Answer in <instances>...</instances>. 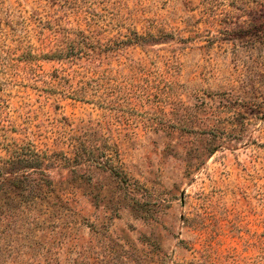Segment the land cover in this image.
<instances>
[{
	"label": "rangeland",
	"instance_id": "rangeland-1",
	"mask_svg": "<svg viewBox=\"0 0 264 264\" xmlns=\"http://www.w3.org/2000/svg\"><path fill=\"white\" fill-rule=\"evenodd\" d=\"M0 264H264V0H0Z\"/></svg>",
	"mask_w": 264,
	"mask_h": 264
},
{
	"label": "trees",
	"instance_id": "trees-1",
	"mask_svg": "<svg viewBox=\"0 0 264 264\" xmlns=\"http://www.w3.org/2000/svg\"><path fill=\"white\" fill-rule=\"evenodd\" d=\"M41 162H43L42 159H40V158L36 159V162H35L36 163V166H35V168H39L38 166L41 165Z\"/></svg>",
	"mask_w": 264,
	"mask_h": 264
}]
</instances>
